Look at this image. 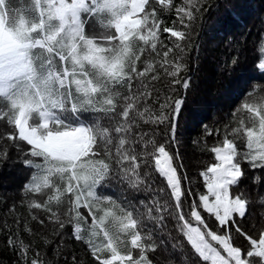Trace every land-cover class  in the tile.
Returning <instances> with one entry per match:
<instances>
[{
	"label": "snow or ice",
	"instance_id": "obj_1",
	"mask_svg": "<svg viewBox=\"0 0 264 264\" xmlns=\"http://www.w3.org/2000/svg\"><path fill=\"white\" fill-rule=\"evenodd\" d=\"M206 4L0 0V161L15 149L12 162L29 170L23 202L50 226L42 239L55 264L69 258V227L92 264H264V216L249 223L252 204L264 205V84L223 129L204 126L222 138L199 171L202 191L185 188L171 150L184 103L176 87L191 86L181 73ZM255 53L264 73V35ZM249 169L260 170L255 201L241 187ZM23 230L40 234L27 220ZM7 246L16 264H53L18 232Z\"/></svg>",
	"mask_w": 264,
	"mask_h": 264
},
{
	"label": "trees",
	"instance_id": "obj_2",
	"mask_svg": "<svg viewBox=\"0 0 264 264\" xmlns=\"http://www.w3.org/2000/svg\"><path fill=\"white\" fill-rule=\"evenodd\" d=\"M181 2L174 0L176 4ZM205 8L207 11L203 13L202 20L192 29L186 57L187 70L181 73L182 77L190 79L191 86L186 93L182 87H176L175 95L177 98L183 97L184 103L178 118V143L171 146L172 151L179 152V162L184 165L180 171L189 178L184 186L193 192L203 190L199 171L207 163L214 162L208 148L222 138L215 134L206 136L204 126L213 130L223 129L253 83L264 84V73L254 63L257 58L255 49L264 35V0H208ZM164 19L165 25L171 26L175 15L166 14ZM234 58L237 61L235 64L232 63ZM15 158V149H11L8 159L0 161V264H16L17 257L7 246V238L9 234L17 232L26 243L32 245L30 255L34 251H42L55 264L51 246L44 245L42 239L43 236L50 237L51 228L38 226L31 221L29 210L23 202V186L29 170L20 163H13ZM254 174L260 175V170L249 169L241 187H247L255 201L258 194L255 190L257 185L252 179ZM260 193L264 194V187L260 188ZM13 206L14 211L9 212ZM251 212L253 217L249 223L260 221L264 216V205L253 203ZM17 219L20 220L19 229L15 223ZM25 220L40 234L26 233L23 230ZM69 234L70 227L65 234L64 248L69 258L65 262L61 257L59 264H71V255L84 264H92L87 246L69 239Z\"/></svg>",
	"mask_w": 264,
	"mask_h": 264
}]
</instances>
